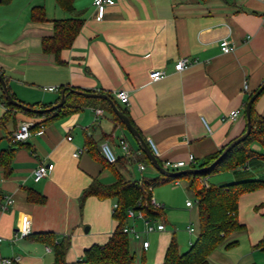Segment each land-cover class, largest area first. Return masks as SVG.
Listing matches in <instances>:
<instances>
[{"label": "crops", "instance_id": "0c3cea01", "mask_svg": "<svg viewBox=\"0 0 264 264\" xmlns=\"http://www.w3.org/2000/svg\"><path fill=\"white\" fill-rule=\"evenodd\" d=\"M115 1L107 7L104 19L97 21L94 0H75L84 23L71 47L63 49L59 57L43 51V39L54 35L55 20L70 19L74 14L56 0L0 4V72L11 95L40 108L56 104L63 87L109 92L128 110L146 142L152 138L157 144L159 162L187 160L193 154L194 163L184 168H200L245 132L248 97L264 83V0ZM35 6L44 7L47 20L33 19ZM222 39L235 44L236 50L222 52ZM183 57L193 63L177 71L175 65ZM158 69L165 76L151 81L150 74ZM49 86L59 90H44ZM120 90L129 93L128 104L117 98ZM253 106L256 116L264 119V91ZM95 108H102L104 114L97 118ZM237 108L241 113L235 120L224 119ZM6 111L0 100V119ZM44 119L17 111L0 126V150L14 149L8 173L0 166V257L17 258L16 264H54V242L69 239L66 261L87 264L83 262L85 251L107 243L118 226L113 216L117 199L89 196L81 202L83 191L94 181L111 186L120 176L125 181H141L161 173L134 137H129L130 132L102 106L88 105L50 120L43 125V134H33L21 144L11 140L22 123ZM122 136L133 149L131 155L123 154L118 145ZM88 139L96 142L92 150ZM105 141H110L119 156L115 164L99 159ZM249 145L255 154L245 167L207 176L208 184L264 180V135ZM39 163H53L54 169L35 182L33 173ZM182 179V184L180 179L166 183H172L171 191L180 189L196 201L188 206L186 198L185 204L176 205L166 183L153 189L154 198L164 205L163 215L156 221L166 228L145 235L150 242L146 249L141 240L129 237L138 264H163L173 238L181 253L198 238V198L189 186L190 179ZM38 195L45 197L43 203L31 200L30 196ZM8 196L14 202L3 209ZM181 213L184 220H190L182 233L172 223ZM24 215L31 218L32 233L14 240ZM238 221L242 228L211 252L207 264H264V249L257 247L264 237V187L240 197ZM127 222L144 228L140 220ZM189 225L196 231L190 232ZM45 233L51 235L48 241L39 239Z\"/></svg>", "mask_w": 264, "mask_h": 264}, {"label": "trees", "instance_id": "16d2710c", "mask_svg": "<svg viewBox=\"0 0 264 264\" xmlns=\"http://www.w3.org/2000/svg\"><path fill=\"white\" fill-rule=\"evenodd\" d=\"M9 1L10 0H0V4L8 3ZM56 2L65 11L75 15V17L70 19L55 20L54 35L43 39V51L46 53H54L59 57L60 52L63 49L71 47L74 39L81 31L84 19L81 18V14L77 11L74 5L75 0H56ZM32 17L36 21L47 20L44 7L35 6L33 8ZM63 89L66 91V101L64 105L45 113L26 111L18 105L9 103L4 93L0 94V100H4V103L7 106L5 115L0 119V126H4L6 122L13 117L15 112L22 111L32 116L45 117L43 121L37 122L33 125L32 131H37L50 120L78 112L88 105H93L95 107L102 106L107 109L111 112L113 119L127 129L124 122L117 116L107 100L89 98L75 92H70L71 87L60 88L61 91ZM87 92L90 91L87 90ZM107 94L116 102L117 106L123 111V113L130 118L134 125L128 110L122 107L111 93L108 92ZM251 96L252 94L249 95L248 100ZM60 100L61 96L59 98V101ZM17 101L21 102L19 100ZM28 106L39 108V106L37 107L36 105L28 104ZM50 106L52 105L45 104L42 107L48 108ZM253 107L252 131L250 136L245 141H242L231 149L219 163L203 172H197L195 174L189 173L178 177L160 174V177L158 178L144 179L141 181H125L124 178L120 176L118 181L111 186H106L99 181L91 183V185L83 191L81 202L89 196L116 198L118 208L114 211L113 216L118 221V226L107 243L103 245H93L85 251L83 262L87 264H138L136 254L131 249L130 239L123 232V226L126 221L125 210L130 206L137 205L138 202L141 201L143 204L142 209L147 216L161 217L163 215L162 210L154 209L150 206L153 189L170 180L186 177L190 179L189 186L198 198L197 206L200 221V234L190 249L185 253L180 252L178 243L176 239L173 238L167 249L163 264H207L211 252L221 245L228 235L243 226L238 221L240 197L246 193L264 187V180H249L222 186L209 185L208 187L203 185L201 181L202 178L212 174L244 166L248 163L250 158L254 156L255 152L251 149L249 144L253 140L264 135V119L256 116ZM11 140H13V136L11 137ZM14 143L21 144L20 142ZM95 143L96 142L93 139L87 140L89 150L96 147ZM223 150L224 148L220 152L207 158L200 168L210 166L214 160L221 155ZM143 154L147 157L144 152ZM13 157L14 149L12 147L6 150H0V166H3L7 173ZM99 159H102L106 164H115L108 163L103 156ZM160 163L162 164V162ZM30 198L38 203H43L45 201V197L41 195L30 196ZM48 237L51 238V235L45 233L42 234L39 239L48 241ZM53 247L55 253L54 264H69L65 257L70 247V240L64 239L60 242H54ZM257 247L264 249V237Z\"/></svg>", "mask_w": 264, "mask_h": 264}, {"label": "built area", "instance_id": "2783aa9c", "mask_svg": "<svg viewBox=\"0 0 264 264\" xmlns=\"http://www.w3.org/2000/svg\"><path fill=\"white\" fill-rule=\"evenodd\" d=\"M116 3L115 0H94L93 5L96 8V20L97 21H102L106 15V10L108 6L114 5ZM221 50L224 53H232L236 50L235 44L231 43L228 39H222L221 40ZM192 60L189 57H183L181 58L175 65L177 71H182L185 68L189 67L192 65ZM165 76L163 70H154L150 74L151 81H157ZM44 90L46 91H58L59 88L55 86H49V87H44ZM244 90L248 91L249 86L247 84L244 85ZM116 96L119 100H121L123 103L128 104L130 101V96L129 93L126 90H120L116 93ZM94 112L99 118V116L104 114V110L102 108H95ZM241 113L240 109H234L228 114L224 116V119L227 120H235ZM205 121V119H204ZM35 124V122L28 121L22 123L13 133V141L14 142H26L33 134L41 135L44 133L45 128L44 126H41L37 131H32V127ZM208 130L210 131V127L205 122ZM71 139V137H69ZM147 143L153 152V154L159 158L160 156V151L158 149L157 144L154 142L152 138L147 139ZM118 145L120 149L122 150L123 154L125 155H131L133 153V149L128 141V139L124 136H122L119 139ZM101 154L103 158L108 162V163H116L119 159V156L117 152L115 151L114 147L110 143V141H105L101 144ZM75 156L79 155V152H76L74 154ZM195 161V156L193 154H189V157L187 160H164L163 163L161 164L163 167H165L168 170L171 171H177L181 168H184L188 165L193 164ZM246 165H244L245 167ZM54 169V164L53 163H39V165L36 167L33 173V179L35 182L41 181L43 178L49 176V174L53 171ZM140 169L144 170L145 166L143 164H140ZM203 184L208 187L209 184L207 182V179H203ZM14 202V199L12 196H8L2 204L3 209H7L9 205H11ZM188 206L192 205V201L188 200L186 203ZM150 206L154 209H159L163 210L164 205L160 202H158L154 196H151L150 199ZM143 204L141 201L138 202L137 205L135 206H130L125 210V217L126 221L123 226V232L128 236L131 237L135 240H141L143 247L146 249L148 248L150 242L145 239V235L154 231H162L165 230L166 226L163 222H158L156 221L157 217L154 216H147L142 209ZM118 208V203L115 204L114 206V211ZM128 220L136 221L140 220L144 224V228L140 229L138 228L135 223H130L127 222ZM188 230L190 232H195L196 228L193 225L188 226ZM32 233V221L31 218L28 215H24L22 218V222L20 225V228L18 231L15 232L14 234V240L20 239V238H25L28 237ZM13 240V241H14ZM2 241V238L0 237V242ZM18 261L17 258H6V257H0V264H16Z\"/></svg>", "mask_w": 264, "mask_h": 264}, {"label": "water", "instance_id": "95a60500", "mask_svg": "<svg viewBox=\"0 0 264 264\" xmlns=\"http://www.w3.org/2000/svg\"><path fill=\"white\" fill-rule=\"evenodd\" d=\"M0 84L2 86V91L7 99V101L11 104H15L20 106L22 109L26 110V111H32L34 113H45V112H49L52 110H55L61 106L64 105L65 101H66V91L63 89L61 91V100L59 102H57L56 104H53L52 106L48 107V108H32L30 106H28L25 103H21L18 102L10 93L9 88L7 86V82L6 79L4 77V75L0 72ZM264 91V83L261 85V87L252 94V96L250 97V99L248 100L247 104H246V119H247V127L245 132L240 135L239 137H237L236 139H234L233 141H231L222 151L221 155L214 160V162L207 167H202V168H187L185 170L182 171H171L166 169L165 167H163L158 158L153 154V152L151 151L149 145L147 144L146 140L143 138V136H141V134L138 132V130L135 128V126L132 124L130 118L125 115L123 113V111L117 106V104L115 103V101L107 94L104 92H87V91H82V90H78L76 88H71L70 92H75L81 95H84L86 97L89 98H98V99H105L109 102L110 106L112 107V109L114 110V112L117 114V116L124 122V124L126 125L128 131L131 133V135L134 137V139L137 141V143L139 144L141 150L147 155V157L149 158V160L151 161V163L153 164V166L161 173L164 175H168V176H172V177H178L181 175H185V174H195L197 172H203L211 167H213L214 165H216L217 163H219L227 154L228 152L233 149L236 145L240 144L242 141H245L251 134L252 131V107H253V103L255 102L256 98Z\"/></svg>", "mask_w": 264, "mask_h": 264}, {"label": "rangeland", "instance_id": "374dc122", "mask_svg": "<svg viewBox=\"0 0 264 264\" xmlns=\"http://www.w3.org/2000/svg\"><path fill=\"white\" fill-rule=\"evenodd\" d=\"M128 135H129L130 138H132V135L130 133ZM185 169H187V168L179 169V171H182V170H185ZM158 176H160V174ZM204 179H207V177H204ZM179 181H180L181 184L185 182L184 179H180ZM164 185H169L168 186L169 187V191H171L170 188L173 187L171 182L170 183H166ZM160 187H161V185H160ZM171 192H172L174 198L176 199V202H177L176 205L185 204L186 198L187 199L189 198V200H192L193 202L196 201L193 195H188L186 197L184 192L180 191V189H175V190H172ZM181 214H182L181 216H180V214H178L179 215V216H177L178 218L174 219V222H172V223H173V225H175L174 226L175 229L181 230V233H182L185 230V228L187 227V225L190 223V220H184V214L183 213H181Z\"/></svg>", "mask_w": 264, "mask_h": 264}]
</instances>
